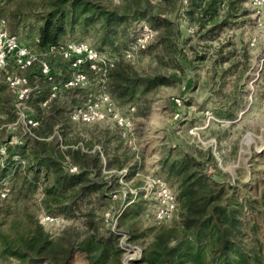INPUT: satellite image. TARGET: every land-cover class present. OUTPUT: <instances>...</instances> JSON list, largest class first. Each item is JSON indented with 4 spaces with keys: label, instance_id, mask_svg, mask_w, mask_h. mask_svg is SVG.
<instances>
[{
    "label": "trees",
    "instance_id": "trees-1",
    "mask_svg": "<svg viewBox=\"0 0 264 264\" xmlns=\"http://www.w3.org/2000/svg\"><path fill=\"white\" fill-rule=\"evenodd\" d=\"M151 1L120 0L118 5L110 7L101 0H0V18H7V28L16 34L29 17L35 18L39 22L35 43L41 48L73 40L67 39V35L78 32L82 36L92 28L98 36L95 47L111 50L116 57L105 82L106 92L117 106L129 109L136 105L137 112H141V103L148 104L145 96L148 90L173 84L176 78L155 69L141 74L125 61L124 49L113 46L127 47L140 25L148 22L156 30V43L166 50L174 49L179 35L177 23L155 10ZM243 1L187 0L183 5L178 0L183 16L196 25L191 35L201 38L216 37L222 29L237 23L234 18L247 15L249 10L243 6ZM162 2L174 5L176 0ZM150 45L141 52L147 51ZM57 67L67 74V62H58ZM31 72L28 70L30 83L35 86L31 104L40 118L33 133L39 138L23 134L21 130L20 142L9 143L10 133L0 138V145L5 146V152H0V186L8 188L15 203L35 199L44 213L64 219L82 217L93 231L82 239L72 237L69 232L52 234L34 212L22 209V218L14 217L10 230L0 228V264H70L78 253L83 254L89 264H104L110 248L117 243L118 234L116 230L105 228L103 216L99 221L97 215L98 210L108 204L111 193H115L118 176H107L102 168H126L124 177H129L138 173L140 167L136 164L124 167L127 156H121L125 152L113 151L123 141L116 130L103 129L97 136L90 133L87 139L67 138L66 133L72 129L69 111L87 98L86 95L77 104L74 94L86 88L66 89L65 97L58 96L47 107H41L38 101L46 95L48 84ZM236 91H239L238 86ZM232 104L225 108L227 117L235 114L237 106ZM14 118L13 95L0 77V121L11 122ZM55 130L62 137L64 147ZM112 141H115L114 146L110 144ZM203 160L216 161L210 149L206 150ZM71 165L77 170L70 171ZM158 165L176 184L179 219L172 226L150 227L155 230L153 239L132 264H262L260 250L256 245L250 246L246 239L247 228L254 230L257 225L250 224L244 214L248 210H264V184L262 190L257 187L259 197L251 196L243 186L240 191H245L238 198L237 189L234 190L230 182H219L208 175L205 163L185 150L174 152L166 148ZM140 198L126 206L119 216L121 220L130 210L137 214L142 211L143 199ZM100 224L104 228L101 229ZM127 232L130 239L136 236ZM118 250L114 249V253Z\"/></svg>",
    "mask_w": 264,
    "mask_h": 264
},
{
    "label": "rangeland",
    "instance_id": "rangeland-1",
    "mask_svg": "<svg viewBox=\"0 0 264 264\" xmlns=\"http://www.w3.org/2000/svg\"><path fill=\"white\" fill-rule=\"evenodd\" d=\"M101 1L110 7L120 3V0ZM151 3L155 10L177 23L179 35L174 39L175 47L166 50L164 46L156 43L154 38L147 51H138L134 59L125 61L132 64L141 74H149L155 69L176 78V81L146 92L148 104L141 103V112H137L135 105L130 114L133 117V127L126 135H123L111 119L89 123L72 122V129L66 133L67 138L80 140L81 137H91L90 133L97 136L103 129L116 130L121 134L123 141L118 149L113 151H117V154L125 152L121 156H127L124 167L134 164L140 167L138 173L123 178L126 184L116 180L117 184L113 190L116 195L113 196L112 192L108 204L98 210L99 221L101 215L104 218V212H110L113 221L115 220L114 229L124 234L126 243L120 247L117 239L104 264H132L131 259L153 239L155 230H150V227L172 226L179 219L177 209L172 219L157 223L153 216L154 200L144 196L143 191L146 176L156 174L162 176L177 195L176 184L161 172L158 165V159L166 148L174 152L185 150L196 156L205 163L208 175L219 182H230L233 189H237L238 198L245 191H240L243 186L251 196L259 197L257 187L262 190L264 184V155L260 157L264 154V13L260 18L262 24L258 25L257 17L253 16V11L243 1V6L249 10L247 15L234 18L237 23L225 27L216 37L201 38L186 30L189 24H195L183 16V7L178 0L174 5L162 0H152ZM9 6L12 7L13 3ZM2 18L8 25L9 20ZM38 24L35 18L29 17L24 22L26 27L19 26L17 34L34 45ZM79 34H68L66 38L86 40L96 45L98 36L92 28L82 36ZM125 39L129 41V37L126 36ZM113 47L119 50L126 48ZM237 86L239 91H236ZM97 92V82L92 80L91 85L83 92H76L74 98L77 104H80L86 95ZM65 95L63 91L59 96L63 98ZM172 98H178L180 105L173 106ZM230 104L237 108L233 116L227 117L225 108L231 106ZM118 108L123 112L128 111L126 106L119 105ZM176 111L179 112L178 117H175ZM9 123L10 121H0V126L3 125L0 138L8 133L21 135L19 130H12ZM110 144L114 146L115 141ZM176 146L178 149H175ZM207 149L211 150L216 161L203 160ZM110 170L112 174L120 175L121 169ZM130 189L136 190L137 193H131ZM140 196V199H143L142 211L137 214L130 210L121 220L119 216L126 206L138 200ZM22 209L34 212L36 216L43 212L35 199L15 203L11 196H8L7 199L0 200V228L10 230L14 217L22 218ZM244 215L250 224L255 222L257 225L252 229L254 232L247 228L246 239L250 246L252 244L258 247L264 264V210H248ZM83 220L82 217L63 218L58 223L44 226L52 234L69 232L73 234L72 237L82 239L93 231ZM104 227L110 228L106 224ZM104 227L100 224L101 229ZM127 230L136 236L130 239ZM114 249H117L118 253H114ZM70 264L89 262L83 254L78 253Z\"/></svg>",
    "mask_w": 264,
    "mask_h": 264
},
{
    "label": "built area",
    "instance_id": "built-area-1",
    "mask_svg": "<svg viewBox=\"0 0 264 264\" xmlns=\"http://www.w3.org/2000/svg\"><path fill=\"white\" fill-rule=\"evenodd\" d=\"M183 5L187 0H180ZM245 3L253 11V16L257 17V24L261 25L260 18L264 13V0H245ZM188 33L193 34L195 27L189 24ZM156 30L148 22H143L133 42L124 48L123 56L126 60H132L136 52L144 50L152 41ZM37 42V39L35 40ZM115 54L111 50H98L94 45L86 40H66L60 44L46 45L39 47L36 43L29 44L18 34L13 33L7 28L6 20L0 18V77L11 91L14 100L15 118L9 123L12 130H21L23 134L34 135L33 129L40 123V118L36 110L32 107L31 99L35 86L30 83L28 70L33 75L42 77L48 84L46 95L38 101L41 107H47L49 103L57 98L61 92L71 88H88L91 81L97 82L98 92L88 94L84 102L69 111V118L72 122H96L104 119H111L117 127L126 135L132 130L133 117L131 113L134 106H130L127 112L119 110L115 101L105 90V82L108 78L110 69L114 66ZM58 62H67L68 71L65 74L58 68ZM174 106L180 105L178 98H172ZM179 116L176 111L175 117ZM210 118V116L208 115ZM3 125L0 126V129ZM58 139L62 138L57 130L54 131ZM18 135H11L9 143L20 142ZM38 137V136H35ZM39 138V137H38ZM82 145L80 142L78 143ZM76 144V145H78ZM0 152H5V146L0 145ZM70 171H76L75 165L69 167ZM107 176H110V169L102 168ZM126 168L121 169L118 175V182L126 184L123 180ZM131 193L136 194V190L130 189ZM144 196H149L154 200L153 216L157 223L166 222L172 219L177 211L176 193L168 186L166 180L160 175H148L143 186ZM116 193H113L115 196ZM9 196L7 187L0 186V200H5ZM41 224L58 223L63 218L42 212L38 216ZM104 222L114 229L110 212H104ZM119 246L126 245L125 236L119 230ZM141 253V252H140ZM140 253L131 260L138 258Z\"/></svg>",
    "mask_w": 264,
    "mask_h": 264
}]
</instances>
